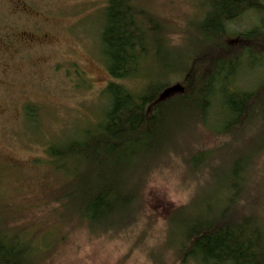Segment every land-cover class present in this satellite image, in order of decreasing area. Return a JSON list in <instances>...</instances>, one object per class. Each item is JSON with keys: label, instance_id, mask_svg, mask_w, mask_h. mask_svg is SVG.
Returning a JSON list of instances; mask_svg holds the SVG:
<instances>
[{"label": "trees", "instance_id": "1", "mask_svg": "<svg viewBox=\"0 0 264 264\" xmlns=\"http://www.w3.org/2000/svg\"><path fill=\"white\" fill-rule=\"evenodd\" d=\"M197 1L199 13L189 22L196 34L195 49L185 69L172 70L185 73V91L172 95L171 89L163 92L169 82L159 79L148 81L140 92L123 83L143 76L150 60H159L175 48L163 35L157 17L139 0H106L100 42L113 80L102 92L103 108L94 121H76L81 124L76 128L75 123L65 125L53 139L48 138L46 147L55 174L69 178L67 186L63 177L58 182L56 201L62 219L70 212L92 234H124L143 212L144 177L163 155L176 150L182 132L173 137L176 123L171 122L181 115L189 125L196 119L208 124L213 116L224 114L225 127L217 132L237 145L243 127L255 123L258 112L254 110H260L264 121V82L251 90L233 84L242 61L264 56V0ZM251 13L252 20L259 21L234 33L233 39L228 24ZM168 55L163 54V60ZM37 112L32 103L23 108L34 131L35 124L41 129L43 122L36 119ZM261 135L256 156L245 153L249 161L240 155L231 157L237 148L224 150V165L198 160L200 154L213 156L214 148L192 153L187 160L189 170L208 181L198 194L194 192L188 208L168 218L165 245L182 264H264V161L258 163L260 156L264 158V128ZM261 170L263 180L257 177ZM4 219L0 221V264H37L44 255L35 258L34 234L13 230Z\"/></svg>", "mask_w": 264, "mask_h": 264}, {"label": "rangeland", "instance_id": "2", "mask_svg": "<svg viewBox=\"0 0 264 264\" xmlns=\"http://www.w3.org/2000/svg\"><path fill=\"white\" fill-rule=\"evenodd\" d=\"M105 4L106 0H0V221L5 218L7 227L34 234L35 258L44 255L37 264H182L165 243L168 218L188 208L194 192L198 194L208 181L192 173L187 160L192 153L214 148L213 156L200 154L198 160L224 165V150L237 148L231 157L240 155L249 161L245 153L255 157L259 152L264 121L260 110H254L258 112L255 123L243 127L237 145L217 132L225 127L224 114L213 116L208 124L194 117L189 125L181 115L171 122L176 123L173 137L182 132L176 150L163 155L144 177L143 212L124 234H92L86 224L66 211L62 219L56 201L61 188L58 182L64 178L62 183L67 186L69 178L55 174L46 147L48 138L53 139L65 125L82 119L94 121L103 108L102 92L113 80L101 53ZM139 4L157 17L175 51L163 53L169 54L167 60L163 54L159 60H150L143 76L124 79L123 83L140 92L148 81L159 79L169 82L163 92L171 89L172 95H180L185 91V73L172 70L185 69L193 54L192 37L196 34L189 22L194 21L191 19L201 4L197 0H139ZM252 16L246 14L229 23L228 33L237 35L251 28L259 21ZM174 36L179 37L178 43L173 42ZM235 77L237 88L259 87L264 82V56L242 61ZM27 103L38 109L36 119L43 121L41 129L35 124L34 131L30 119L23 115ZM254 140L259 141L257 146L248 144ZM263 161L260 156L258 163ZM262 173H257L259 180H263ZM160 178L166 186H150ZM173 187L190 192L186 203L167 198V191Z\"/></svg>", "mask_w": 264, "mask_h": 264}, {"label": "clouds", "instance_id": "3", "mask_svg": "<svg viewBox=\"0 0 264 264\" xmlns=\"http://www.w3.org/2000/svg\"><path fill=\"white\" fill-rule=\"evenodd\" d=\"M173 42L178 43L179 42V37H172ZM166 186L165 181L163 178H160L158 181H151L150 186L152 187H157V186ZM190 195L189 191H184V190H176V188H170L167 191V198L170 199L174 203H180V202H187V199Z\"/></svg>", "mask_w": 264, "mask_h": 264}]
</instances>
